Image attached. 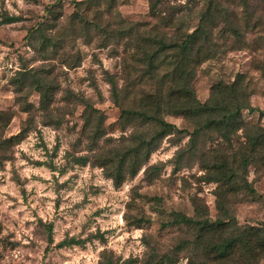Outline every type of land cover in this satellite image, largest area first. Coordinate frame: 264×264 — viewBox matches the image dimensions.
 Returning <instances> with one entry per match:
<instances>
[{"label": "rangeland", "instance_id": "obj_1", "mask_svg": "<svg viewBox=\"0 0 264 264\" xmlns=\"http://www.w3.org/2000/svg\"><path fill=\"white\" fill-rule=\"evenodd\" d=\"M83 1L0 0V264H100L103 251L130 264L207 263L189 244L188 228L166 225L175 212L192 216V199L204 207L210 223L234 218L239 227L264 228V173L253 165L248 168L257 198H227L228 214L219 211L217 184L207 181L197 156L189 153L188 135L194 127L181 116L167 115L164 120L184 132L165 137L138 174L120 186L102 168L79 162L91 160L107 142L112 146L134 131L121 123V109L107 80L111 75L117 88H123L122 63L132 50L110 33L120 23H145L160 30V18L172 14L182 22V31L190 32L209 2L158 0L154 18L150 7L156 0H114L109 14L103 7L77 5ZM215 1L212 6L218 7L220 17L214 41L219 52L197 68L195 96L204 103L213 83L242 75L250 105L264 111V0ZM223 10L238 34L229 30ZM11 17L15 21L7 23ZM164 31L174 34L173 29ZM221 31L230 34L220 39ZM46 46L50 47L43 53ZM22 73L27 83L29 73L54 83L50 112L61 119L60 125L51 124L39 109L34 88L16 93L14 82ZM140 89L146 93L153 87L147 83ZM129 101L130 97L128 106ZM84 102L103 118L104 135L97 146L84 128ZM26 104L31 105L29 112L23 110ZM242 117L264 127L257 113L243 111ZM21 131V139H12ZM217 143L211 136L201 139L199 146L208 149ZM151 167L158 170L149 181L144 170ZM70 239L81 244L60 246ZM257 264H264V257Z\"/></svg>", "mask_w": 264, "mask_h": 264}, {"label": "trees", "instance_id": "obj_2", "mask_svg": "<svg viewBox=\"0 0 264 264\" xmlns=\"http://www.w3.org/2000/svg\"><path fill=\"white\" fill-rule=\"evenodd\" d=\"M213 1L215 0H209L205 10L198 14V23L190 32L182 31V22L174 19L172 14L160 18V30L157 27L149 28L145 23L134 26L120 23L115 33H110L112 39L123 42L126 49L132 50L122 63L125 75L123 88H117L113 76L107 75V80L111 85L114 103L121 109V123L130 126L134 131L112 146L107 142L105 146L97 149L91 160L83 158L79 162L102 168L115 186H120L138 174L165 137L184 132L164 120L167 115L181 116L194 127L188 135V151L197 156L207 181L217 184V207L219 211L228 214L225 209L227 198L239 195L249 200L257 198L255 189L248 181V168L253 165L256 170L264 173V127L246 123L242 112L257 113L260 118H264V111L250 105L251 93L242 75H236L229 82L218 80L213 83L204 103L199 102L195 96L193 81L197 68L213 59L219 52L214 41V30L220 13L216 5L212 6ZM158 3L156 0L150 7L151 16L154 18L157 17ZM77 5H84L87 9L103 7L109 14L114 0H84ZM221 17L229 30L238 34L229 22L226 10H223ZM5 21L11 23L15 18H7ZM169 29H173V35L164 31ZM228 34L230 33L221 31L218 38H226ZM49 47H44L42 52L46 53ZM29 74V83L24 73L15 80L16 93L27 87L34 88L39 94V109L51 124L60 125L61 119H54L50 112L56 92L54 83L49 79L47 82L42 80L43 77H38V73ZM147 83L153 89L145 93L140 88ZM129 97L130 106L126 105ZM83 104L86 107L84 128L90 135L91 144L97 146L104 135L103 118L99 116L98 110L88 103ZM30 108L31 105L26 104L23 110L29 112ZM93 116L95 125L92 123ZM23 133L21 131L12 139H21ZM211 136L218 138L220 143L208 149L204 145L199 146L201 139ZM183 155L184 151L179 153L177 161ZM157 170V167L146 168L144 173L147 180H153ZM131 204L132 201L129 206ZM192 205V216L175 212L166 225H184L188 228L192 238L189 244L195 250H200L199 254L209 261L201 264H257L263 259L264 228L239 227L234 218L226 223L213 224L209 222L204 207L197 199H192ZM140 224L139 222L135 226L139 227ZM51 231L49 226L48 244L52 243ZM64 244L80 245L81 242L70 239L60 246ZM183 245L186 243L181 244ZM100 264H130V261L121 262L111 253L103 251Z\"/></svg>", "mask_w": 264, "mask_h": 264}]
</instances>
